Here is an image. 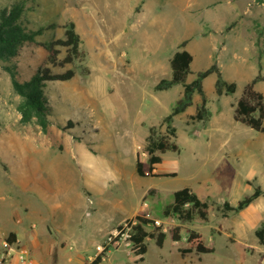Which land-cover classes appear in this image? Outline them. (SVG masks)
Masks as SVG:
<instances>
[{"label":"rangeland","instance_id":"rangeland-1","mask_svg":"<svg viewBox=\"0 0 264 264\" xmlns=\"http://www.w3.org/2000/svg\"><path fill=\"white\" fill-rule=\"evenodd\" d=\"M15 5L24 33L33 38L13 58H0L2 264H20L21 250L34 264L91 263L96 246L120 226L127 231L136 216L154 221L147 232L159 228L166 234L163 246L147 238L140 261L128 239L118 237L101 264H264V245L256 236L264 222V133L233 118L259 71L255 89L264 95V0H0V17ZM217 16L221 26L213 24ZM71 23L81 57L64 64L67 48L56 44ZM50 43L57 50L53 61ZM187 47L194 57L188 82L216 63L236 91L218 96L216 74L209 75L203 88L211 116L193 119L201 102L195 94L174 118V138L163 119L183 88L154 87L171 77L173 54ZM9 65L20 82L45 68L75 72L68 81L46 83V130L35 117L24 120V99L14 91ZM151 128L152 136L175 141L179 152H156L162 158L158 176L140 177L136 162L148 169ZM256 187L262 195L246 209L223 213L225 202L235 205ZM183 188L208 203L206 222L164 216L174 192ZM178 226L181 239L174 242ZM16 227L25 229L9 243ZM190 230L201 233L214 252L181 256Z\"/></svg>","mask_w":264,"mask_h":264},{"label":"trees","instance_id":"trees-1","mask_svg":"<svg viewBox=\"0 0 264 264\" xmlns=\"http://www.w3.org/2000/svg\"><path fill=\"white\" fill-rule=\"evenodd\" d=\"M22 10L18 5L5 10L0 17V58H13L18 54V48L28 40H32V36L24 33ZM65 39L57 41L56 45L67 48V56L64 59L65 63H72L81 57L80 51V37L76 33L74 24H69L65 31ZM187 41L180 44V48H184ZM55 44L50 43L46 46L51 61L57 53L54 48ZM193 62L192 54L186 49L176 51L170 61L171 77L169 79H162L154 87L155 91H165L171 89L176 85H181L183 88L182 96L177 100L176 104L171 110V113L163 119L167 127L169 136L176 138V129L173 127L174 118L184 113L193 103L195 94L201 97L200 105L197 107L196 114L193 119L199 121L208 120L211 112L207 108V98L203 88V81L211 74H216L215 91L218 96L230 95L235 93L236 84L227 82L216 63L205 71L199 72L196 78L191 82L187 78L191 71ZM6 71L10 74L14 91L24 99L21 111L25 121H29L35 117L41 127L46 130L49 124V107L46 102L44 90L46 83L49 81H68L75 76V72L67 70L61 74H54L49 68L40 69L37 74L30 77L29 80L20 82L16 78V71L14 66H6ZM262 79L259 74L249 82L242 93V96L237 101L234 107L233 118L257 132L264 133V95L255 89V85ZM154 129H150V134L147 138L146 151L149 155L148 169H144V165L137 158L136 171L138 176H158L153 171L155 166L162 163V158L156 155V152L165 153L166 151L179 152V146L169 136L156 137L152 136ZM164 176H175L174 174H167ZM262 195L260 187H256L254 191L239 200L235 205L225 202L223 204V213L227 212L239 213L246 209L250 204L257 200ZM164 216L176 217L179 221L191 222L199 219L203 222L208 220V203L202 201L189 188H183L174 192L173 202L167 205L163 210ZM154 223V221L143 216H136L134 221L129 222L131 226V233L129 242L131 243V250L134 255L140 257L143 261V256L147 251L145 241L147 238L155 239L156 245L162 247L166 238V234L160 231L159 228L155 232L149 233L146 231L147 224ZM122 227L120 226L119 229ZM172 240L178 242L181 239V227H175L172 232ZM256 236L261 245H264V222L256 231ZM15 240V234L11 233L8 242L12 243ZM181 256H186L191 253L197 255L213 253L214 248L205 243V239L201 233L190 230L186 237V246L179 249ZM102 257L99 256L94 261L88 264H101Z\"/></svg>","mask_w":264,"mask_h":264},{"label":"built area","instance_id":"built-area-1","mask_svg":"<svg viewBox=\"0 0 264 264\" xmlns=\"http://www.w3.org/2000/svg\"><path fill=\"white\" fill-rule=\"evenodd\" d=\"M126 229H127V231H123L121 228V230L117 231L115 234H113V236L108 237L107 242L105 244L97 245L96 246V252L94 253V255L91 259L95 260L99 256H101L103 259L104 254H106V252L108 251V248L110 246L112 247L114 244H119V241L117 240L118 237H120L122 240L128 239V241H129V237H130V233H131V226L126 227ZM7 253H8L7 254L8 256L11 255L10 251H8ZM3 258H5V256H3ZM17 259H18L20 264H34L33 259L27 254V252L25 250H21L18 252ZM0 264H2V260L0 261Z\"/></svg>","mask_w":264,"mask_h":264},{"label":"crops","instance_id":"crops-1","mask_svg":"<svg viewBox=\"0 0 264 264\" xmlns=\"http://www.w3.org/2000/svg\"><path fill=\"white\" fill-rule=\"evenodd\" d=\"M210 18H211V15L209 14L208 17H207V19H210ZM211 20H213V18H212ZM221 22H223V21L217 16L216 20L213 21V24L216 25V26H221V25H222ZM187 49H188V47L186 48V50H187ZM189 52L191 53L190 50H189ZM191 54H192V53H191ZM193 62H194V57H193ZM193 62H192V64H193ZM191 66H192V65H191ZM157 166H158V165H157ZM157 166H155V169H154V171H153L154 173H156V171H157V168H156ZM24 229H25V228H22V229H21V228H19V227H16L15 229H11L10 232H11V233H14V234L17 233L16 236H17V235L20 236V231H24ZM5 230H6V229L2 230L1 232H4ZM59 230H60V229H59ZM92 257H93V255L90 256V259H91ZM91 260H92V259H91Z\"/></svg>","mask_w":264,"mask_h":264}]
</instances>
